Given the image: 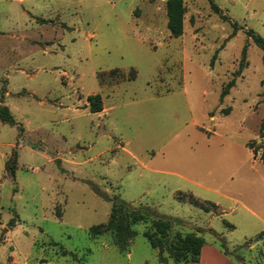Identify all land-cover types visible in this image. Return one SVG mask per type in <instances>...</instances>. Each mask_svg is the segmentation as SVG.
Instances as JSON below:
<instances>
[{
    "label": "rangeland",
    "instance_id": "obj_1",
    "mask_svg": "<svg viewBox=\"0 0 264 264\" xmlns=\"http://www.w3.org/2000/svg\"><path fill=\"white\" fill-rule=\"evenodd\" d=\"M167 2L0 0V264H160L90 235L120 202L264 264V0H183L180 38Z\"/></svg>",
    "mask_w": 264,
    "mask_h": 264
},
{
    "label": "trees",
    "instance_id": "obj_2",
    "mask_svg": "<svg viewBox=\"0 0 264 264\" xmlns=\"http://www.w3.org/2000/svg\"><path fill=\"white\" fill-rule=\"evenodd\" d=\"M212 6L216 13L221 12L218 6L213 3ZM167 12L168 29L172 37L180 38L184 33L185 6L183 0H168ZM247 34L264 50V40L260 36L254 34L251 30H249ZM234 86V80L227 84L221 95L222 100L229 95L230 90ZM5 93V90H3V97ZM89 103L92 113H100L104 110L103 100L100 95L89 97ZM0 120L12 126L16 125V121L10 113V109L3 105V103L0 105ZM17 168L18 152L15 149L6 161L5 170L7 176L15 179ZM189 201L194 206L206 212L217 208L215 204L207 201H200L194 196H190ZM138 224L148 225L144 232V236L149 241L152 248L158 251L160 264H190L200 262L202 249L206 245L205 239L202 236H197L196 234H173V221L154 217L147 210L133 209L122 202L113 205L109 221L106 224L92 227L90 229V235L97 239L105 233L113 234L115 245L122 253L127 254L129 252L130 241L136 236L133 227ZM15 225L16 221H12L11 226L15 227ZM52 244L60 247L57 243L52 242ZM60 249L63 255L71 254L75 256V254L64 250L62 247H60ZM223 251L225 255H230L228 251ZM238 259L240 262V257Z\"/></svg>",
    "mask_w": 264,
    "mask_h": 264
},
{
    "label": "crops",
    "instance_id": "obj_3",
    "mask_svg": "<svg viewBox=\"0 0 264 264\" xmlns=\"http://www.w3.org/2000/svg\"><path fill=\"white\" fill-rule=\"evenodd\" d=\"M190 264H236L235 261L214 247L204 246L199 263Z\"/></svg>",
    "mask_w": 264,
    "mask_h": 264
}]
</instances>
